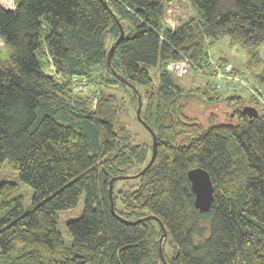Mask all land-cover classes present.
<instances>
[{"label":"trees","instance_id":"trees-1","mask_svg":"<svg viewBox=\"0 0 264 264\" xmlns=\"http://www.w3.org/2000/svg\"><path fill=\"white\" fill-rule=\"evenodd\" d=\"M172 1L0 4L8 52L0 50V169L8 160L34 190L26 210L20 185L0 184V264H165L159 220L169 264H264V0H189L198 15L176 28L165 19ZM115 15L125 36L108 65L121 33ZM224 36L249 53L260 96L248 90V101L228 88L224 94L209 80L186 91L166 69L186 56L211 76L208 45ZM122 79L142 96L141 117L156 133L157 152L137 187L117 179L111 196V179L140 172L153 154L149 130V140L135 143L119 118V99L108 88L120 83L136 112L139 105ZM195 91L225 102L234 116L221 121L213 114L205 126L187 113L200 99ZM244 105L258 114L249 116ZM196 166L214 183L209 211L194 203L188 171ZM83 193V214L67 222L68 246L58 211L76 207Z\"/></svg>","mask_w":264,"mask_h":264},{"label":"rangeland","instance_id":"rangeland-1","mask_svg":"<svg viewBox=\"0 0 264 264\" xmlns=\"http://www.w3.org/2000/svg\"><path fill=\"white\" fill-rule=\"evenodd\" d=\"M7 8V7H5ZM192 15H198L197 10L191 5L189 0H174L168 4V10L166 14V24L169 27H176L182 19H187ZM209 49L212 50L218 57L226 58L235 68L239 71V75L242 76L249 83L255 82L252 77L251 71L247 68L246 63L249 60V53L241 47L239 44L232 45L227 36L220 37L214 43L208 45ZM0 50L3 57H6L8 52L5 48L3 40L0 38ZM259 56L263 60L264 58V46L259 49ZM262 65L260 64L255 70H260ZM177 81L185 88L190 90L195 85H204L209 80L212 86H215V78L209 75L199 73L195 70H189L185 75L176 76ZM93 85H87V89L84 92H89ZM108 91L114 92L120 103V119L123 121L131 133V140L135 143H140L144 140H149L150 134L145 128L143 123L138 119L137 112L135 110V103L132 101V92L120 83L113 88H108ZM218 92L228 94L229 90L222 89ZM217 92V93H218ZM200 99H194L187 108V113L193 117H196L205 126L211 122V116L221 121H228L231 116L235 114L233 109L226 105L225 102L211 103V100H204L195 91ZM215 93V92H214ZM213 93V94H214ZM237 93L241 94L246 100H250V92L240 86ZM230 94V93H229ZM125 180V179H122ZM4 181L17 182L20 185V193L24 197V206L26 210L32 207L34 190L31 186L25 184L20 179V174L17 170L13 169L8 160H5L0 169V184ZM128 181L137 187L139 179L130 178ZM86 204V193H83L79 203L76 207L69 209H62L58 211L60 217V228L63 234L65 243L68 246L73 244V236L68 230L67 222L72 219L79 218L85 208Z\"/></svg>","mask_w":264,"mask_h":264},{"label":"water","instance_id":"water-1","mask_svg":"<svg viewBox=\"0 0 264 264\" xmlns=\"http://www.w3.org/2000/svg\"><path fill=\"white\" fill-rule=\"evenodd\" d=\"M115 18L119 24L121 33H120L119 38L115 41V43L110 47V49L108 51V65L111 64L112 55H113L117 45H119L122 38L125 36V30H124L122 23L120 22V20L117 18L116 15H115ZM122 80L125 81V79H122ZM125 82H127V81H125ZM128 84H129V86H131L133 88V90L138 95L139 105L137 108V116H138V119L143 123V125L149 130V132L151 133V135L153 137V154L151 156L150 161L146 164V166L140 172L135 173V174L120 175L117 177H113L110 181V188H109L111 196L113 194V182L115 180L139 177L143 172H145L152 165V163L156 157V152H157V136H156V133L153 130V128L141 117V109H142V104H143L142 96H141L140 92L138 91V89L134 86V84H132V83H128ZM243 111L251 117L256 116L258 114V109L252 105H244ZM188 176H189V179L192 183V188H193L194 193H195V200H194L195 206L202 211H209L211 206H212L213 200H214V183H213L211 174L204 167L196 166V167L189 169ZM112 209H113V212H115L113 203H112ZM149 217L150 216H147L145 218H149ZM151 217L158 220V218L156 216H151ZM142 219H144V218H142ZM142 219H140V220H142ZM140 220H137V221L127 220V222L136 223ZM159 222H160V225H161L162 230H163V233L160 237L159 250H160V254L162 256L164 263L169 264L165 258L164 252H163V240L167 236V230H166V227L163 224V222L160 220H159Z\"/></svg>","mask_w":264,"mask_h":264},{"label":"built area","instance_id":"built-area-1","mask_svg":"<svg viewBox=\"0 0 264 264\" xmlns=\"http://www.w3.org/2000/svg\"><path fill=\"white\" fill-rule=\"evenodd\" d=\"M0 4L8 9H15L17 6V0H0ZM208 60L210 64V74L215 78V86L218 89L228 88L230 90L238 91L239 87L242 86L260 96L255 90L254 84L249 83L242 76L233 72V64L227 63L223 65L212 50L208 53ZM166 69L175 76L185 75L189 70H195L202 73L204 71L186 56L177 60H170L167 63ZM262 96H264V94ZM261 100L264 103L263 97H261Z\"/></svg>","mask_w":264,"mask_h":264},{"label":"clouds","instance_id":"clouds-1","mask_svg":"<svg viewBox=\"0 0 264 264\" xmlns=\"http://www.w3.org/2000/svg\"><path fill=\"white\" fill-rule=\"evenodd\" d=\"M178 25H179V24H178ZM178 25H177V26H178ZM177 26H176V27H177ZM176 27H175V28H176Z\"/></svg>","mask_w":264,"mask_h":264}]
</instances>
